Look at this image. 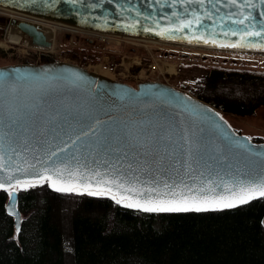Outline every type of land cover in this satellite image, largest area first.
I'll list each match as a JSON object with an SVG mask.
<instances>
[{
    "label": "water",
    "instance_id": "95a60500",
    "mask_svg": "<svg viewBox=\"0 0 264 264\" xmlns=\"http://www.w3.org/2000/svg\"><path fill=\"white\" fill-rule=\"evenodd\" d=\"M255 2L259 5V0ZM0 7L112 34L264 53L260 48L245 46L260 43L258 38L241 41L240 35L247 30L231 23L229 16L238 9L228 0H205L204 4L198 0H74L72 4L67 0H0ZM262 12L264 6L252 11L257 24ZM195 16L201 17L199 25L194 22L190 29L175 31L181 21L194 20ZM15 30L39 50H46L54 41L37 25L20 22ZM231 31L236 35H224ZM229 44L241 46H223ZM0 73L11 76L0 79L5 110L0 155L7 165L0 172V180L5 186L9 174L13 175L11 183L16 178L35 180L44 167L65 165L130 182L138 177L143 184L167 181L199 185L201 180H212L219 185L264 177V143L236 133L211 104L171 85L146 81L133 87L72 62L5 65ZM18 74L31 78L18 79ZM9 112L20 119L15 132L4 136L9 132ZM97 116L108 122L104 124V135L111 133L107 141L104 135L86 136L68 153L50 158L52 151L68 147L78 134L83 135L84 128L94 126ZM81 121L85 123L81 125ZM129 132L135 135L126 136ZM28 163L35 167H28ZM17 165L20 171H16ZM79 191L84 192L83 187ZM217 191L222 192V187ZM14 193L15 201L8 195L5 208L18 231L21 215L18 191ZM257 198L262 197L253 199ZM261 224L264 226V215Z\"/></svg>",
    "mask_w": 264,
    "mask_h": 264
},
{
    "label": "trees",
    "instance_id": "16d2710c",
    "mask_svg": "<svg viewBox=\"0 0 264 264\" xmlns=\"http://www.w3.org/2000/svg\"><path fill=\"white\" fill-rule=\"evenodd\" d=\"M55 61L41 55V63ZM202 85L193 95L222 115L264 108V73L214 68ZM17 191L15 231L9 193L0 190V264H264V197L215 211L146 213L108 196L55 192L46 181Z\"/></svg>",
    "mask_w": 264,
    "mask_h": 264
},
{
    "label": "snow or ice",
    "instance_id": "6c2138e0",
    "mask_svg": "<svg viewBox=\"0 0 264 264\" xmlns=\"http://www.w3.org/2000/svg\"><path fill=\"white\" fill-rule=\"evenodd\" d=\"M67 2L72 4L74 0H67ZM189 2H192V0H189ZM198 2L204 4L205 0H198ZM228 3L238 9V11L231 13L229 16L231 23L240 25L247 30L240 35L241 41H244L246 37L258 38L260 43L245 46L257 47L264 50V12L260 15L259 24L255 22L257 17L252 15L254 9H257L258 6H264V0H259V5L255 0H243V3L240 0H228ZM194 22L199 25L201 17L195 16L194 20L181 21L175 31H182L185 28L190 29ZM229 34L236 35V32L224 33L225 36ZM196 38L200 39L202 37L196 36ZM204 42L208 43V40ZM212 42L215 43L214 40ZM223 46L239 47L241 45L229 44ZM3 78H11V76L7 73H0V79ZM16 78L30 79L31 76L28 74H18ZM19 119V116L11 112L7 114V128L9 132L3 133L4 136L15 132ZM84 123L81 121V125ZM106 123L108 122L97 116L94 126L89 125L87 128H84L83 135L78 134L76 139L72 140L71 145L68 147L60 148L58 151H52L50 158L59 157L61 153H68L69 148L77 145V142L82 140L83 137H99L104 135V124ZM4 124V93L0 91V126H4ZM110 135L111 133L104 135L105 141L109 139ZM134 135L135 133H126V136ZM117 139L120 138L118 137ZM12 150L15 151V149ZM6 167L5 157L0 155V172H4ZM28 167H35V165L28 163ZM16 171H20L19 165H17ZM36 176L38 179L16 178L15 183H11L13 175L9 174L7 176V180L9 181L7 186H5L3 180H0V190L8 192L14 202L15 189H27L42 181H49L53 189L58 192H73L83 187V191L87 192L90 196L108 195L117 204H121L127 208H136L146 213L215 211L235 207L238 203H246L248 200L258 196L264 197V177L258 180L241 179L239 181L222 182L219 185L212 180H208L207 182L201 180L199 185H189L186 183L176 184L167 181H164L162 184L160 182L143 184L139 182L138 177L135 181L130 182L123 177H110L108 173H101L100 171H94L92 174H88L82 171L80 167L71 168L67 165L57 168L44 167L43 172H37ZM93 184L95 188H93ZM218 187H222V192L217 191ZM9 214H14V212H10Z\"/></svg>",
    "mask_w": 264,
    "mask_h": 264
},
{
    "label": "rangeland",
    "instance_id": "374dc122",
    "mask_svg": "<svg viewBox=\"0 0 264 264\" xmlns=\"http://www.w3.org/2000/svg\"><path fill=\"white\" fill-rule=\"evenodd\" d=\"M63 31L60 32L59 30L58 34L55 35L54 49H52L54 52L52 51L51 54H48L57 62H72L90 71H95L100 67L104 69L103 72L110 79L133 87L138 83L146 82L143 77H139L140 70L147 68L142 46L131 43H123L120 48L116 46L119 48L121 55H126L119 57L116 53L104 51L100 43L90 45L86 39L65 34ZM3 34L0 35V67L19 63L41 62L40 56L38 57L34 51H23L25 50L23 47L4 42ZM134 41L138 40L134 39ZM139 43L150 45L156 51V55L161 53V58L168 65L167 73H164L163 76L160 75L159 79H163L162 82L191 95L197 93L202 88V80L214 68L225 71H255L256 73H264V55L225 50L193 49L161 44L155 45V43L146 41H140ZM134 56L141 59L140 64L134 62L130 65L129 61L132 59L130 57ZM110 64H113V66H110ZM150 74L155 76L156 72L150 71ZM223 116L231 128L238 134L246 135L252 141H259L256 143H264L263 107H259L250 117H234L229 114ZM20 189L23 188H17L16 190ZM73 192L87 194V192L79 190ZM92 196L104 197L108 195Z\"/></svg>",
    "mask_w": 264,
    "mask_h": 264
},
{
    "label": "bare ground",
    "instance_id": "6f19581e",
    "mask_svg": "<svg viewBox=\"0 0 264 264\" xmlns=\"http://www.w3.org/2000/svg\"><path fill=\"white\" fill-rule=\"evenodd\" d=\"M0 15L3 16H7L10 19H22L23 21L26 22H31L32 24H35L37 26H39L40 28L43 29V31L47 34V36L53 37L55 39V35L58 34L59 30L60 32H62L63 30L65 31H72V30H77L76 28H80L74 25H70V24H65V23H60L57 21H50V20H44L38 17H34L33 15H26L25 13H21L15 10H9V9H5L0 7ZM9 28V29H8ZM5 30L4 33V42H8L9 44H14V45H18L20 47H23L25 50L23 51H27V50H31L33 51L34 48H32V44H31V40L26 37L18 39L17 36L22 35L21 33H19L17 30H15V26H11L8 27ZM12 33V34H11ZM13 33H17V36ZM130 39H135L138 41H146L149 43H155L156 45L161 44V45H171V46H179V47H184V48H193V49H206V50H222V49H213V48H208V47H201V46H197V45H190V44H185V43H179V42H172V41H166V40H157V39H149V38H144V37H129ZM53 41V40H52ZM54 41L52 42V44L50 45V47H48L47 49H49L47 52L51 53L54 49ZM3 46V44H1ZM225 51H230V52H235L234 50H225ZM238 52V51H236ZM248 52V51H247ZM251 53H255L258 55H264V53H259L257 51L255 52H251ZM104 69H101L100 67L98 69H96V73L109 78V76L105 75V73L103 72Z\"/></svg>",
    "mask_w": 264,
    "mask_h": 264
},
{
    "label": "built area",
    "instance_id": "2783aa9c",
    "mask_svg": "<svg viewBox=\"0 0 264 264\" xmlns=\"http://www.w3.org/2000/svg\"><path fill=\"white\" fill-rule=\"evenodd\" d=\"M77 30H72L70 32H65V34H70L71 36H75V37H80V38H84L86 39V41H90V43L93 42H97L100 43L104 46V48L107 50V48H111V47H119L122 46L123 43H131V44H136L138 46H142L143 50L145 52V58L147 60L146 64H147V68L145 70H140L139 72V77H143V78H152L153 80L156 81H162L163 79H159V76L162 75L164 73H167V64L164 63L163 59L161 58L160 55H156L155 54V50L148 45L147 43L141 44L139 43L140 41H134L131 40L129 37H125L122 35H115V34H109V33H104V32H98L95 30H91V29H86V28H76ZM34 53L39 57L41 54V51L34 49L33 50ZM120 56H126V55H121V53H119ZM134 58L137 59V61H140L139 57L134 56ZM159 62H161L160 64H158ZM168 62V61H165ZM161 65H162V69H161ZM151 72H156L155 76H152L150 74ZM147 71V72H145Z\"/></svg>",
    "mask_w": 264,
    "mask_h": 264
},
{
    "label": "flooded vegetation",
    "instance_id": "af4514ba",
    "mask_svg": "<svg viewBox=\"0 0 264 264\" xmlns=\"http://www.w3.org/2000/svg\"><path fill=\"white\" fill-rule=\"evenodd\" d=\"M15 22V23H14ZM20 22H23V20L22 19H10L9 17H7V16H3V15H0V30H2L1 31V33H0V35L1 34H3V33H5V30L8 28V27H11V26H16V24H18V23H20ZM31 23V22H30ZM9 29V28H8ZM12 34V33H11ZM13 34H15L16 36H17V33H13ZM4 35V34H3ZM2 35V36H3ZM18 37V39H21V38H26V36H24V35H20V36H17Z\"/></svg>",
    "mask_w": 264,
    "mask_h": 264
},
{
    "label": "crops",
    "instance_id": "0c3cea01",
    "mask_svg": "<svg viewBox=\"0 0 264 264\" xmlns=\"http://www.w3.org/2000/svg\"><path fill=\"white\" fill-rule=\"evenodd\" d=\"M113 48H115V47H113ZM110 66H113V64H110Z\"/></svg>",
    "mask_w": 264,
    "mask_h": 264
}]
</instances>
